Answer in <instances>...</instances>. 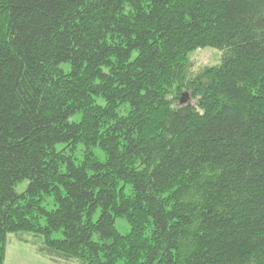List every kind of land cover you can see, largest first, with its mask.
I'll use <instances>...</instances> for the list:
<instances>
[{
  "label": "trees",
  "instance_id": "1",
  "mask_svg": "<svg viewBox=\"0 0 264 264\" xmlns=\"http://www.w3.org/2000/svg\"><path fill=\"white\" fill-rule=\"evenodd\" d=\"M18 232L84 264H264V0H0V264Z\"/></svg>",
  "mask_w": 264,
  "mask_h": 264
},
{
  "label": "rangeland",
  "instance_id": "2",
  "mask_svg": "<svg viewBox=\"0 0 264 264\" xmlns=\"http://www.w3.org/2000/svg\"><path fill=\"white\" fill-rule=\"evenodd\" d=\"M223 52L216 48L207 47L198 49L189 55V65L191 72L194 75L202 73L204 70L215 67L222 61ZM184 93H188V96H184ZM186 99V103H192L196 100L191 97L189 90L184 89L179 97L178 103H180L181 98ZM61 147V146H59ZM82 147L77 152V158L80 159L82 156ZM96 154L100 159H105V153L100 148L95 149ZM29 180H24L19 183L16 187L18 192H23L28 186ZM128 188H131L130 185ZM52 202V199H50ZM47 205V203L45 202ZM48 206L49 210L54 208L53 202ZM99 211L96 217L99 216ZM116 226L122 234H127L131 231V225L124 217L116 218ZM61 232H55L53 234L54 238H62ZM21 238L29 239V243L22 241ZM42 239L40 236L33 233L18 232L10 233L8 235L7 244V254L5 264H84L80 258L65 259L59 256H54V258L45 255L39 251V245ZM118 264H124L123 260H120Z\"/></svg>",
  "mask_w": 264,
  "mask_h": 264
},
{
  "label": "water",
  "instance_id": "3",
  "mask_svg": "<svg viewBox=\"0 0 264 264\" xmlns=\"http://www.w3.org/2000/svg\"><path fill=\"white\" fill-rule=\"evenodd\" d=\"M184 96H188V93H184ZM185 103H186V99L182 97L180 100V104H185Z\"/></svg>",
  "mask_w": 264,
  "mask_h": 264
},
{
  "label": "crops",
  "instance_id": "4",
  "mask_svg": "<svg viewBox=\"0 0 264 264\" xmlns=\"http://www.w3.org/2000/svg\"><path fill=\"white\" fill-rule=\"evenodd\" d=\"M21 240L22 241H25L26 243H29L30 242L29 239H27V238H21Z\"/></svg>",
  "mask_w": 264,
  "mask_h": 264
}]
</instances>
